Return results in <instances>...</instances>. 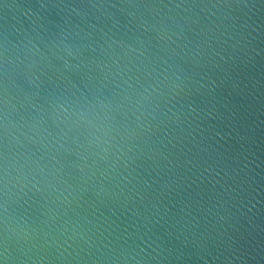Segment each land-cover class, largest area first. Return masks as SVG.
<instances>
[{
	"label": "water",
	"instance_id": "water-1",
	"mask_svg": "<svg viewBox=\"0 0 264 264\" xmlns=\"http://www.w3.org/2000/svg\"><path fill=\"white\" fill-rule=\"evenodd\" d=\"M0 264H264V0H0Z\"/></svg>",
	"mask_w": 264,
	"mask_h": 264
}]
</instances>
